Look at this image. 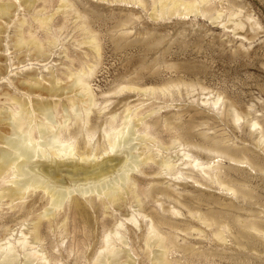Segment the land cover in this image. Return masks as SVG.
I'll list each match as a JSON object with an SVG mask.
<instances>
[{"label": "rangeland", "instance_id": "1", "mask_svg": "<svg viewBox=\"0 0 264 264\" xmlns=\"http://www.w3.org/2000/svg\"><path fill=\"white\" fill-rule=\"evenodd\" d=\"M22 1L20 6L15 3L12 17L3 22L0 78L33 75L43 83L51 74L65 85L71 81L69 72L92 68L84 77L95 100L91 118L111 112L119 126L124 115L137 112L130 122L134 134L129 142L137 150L131 148V152L168 159L181 173L174 178L151 163L140 167L143 173L129 172L143 198L144 213L156 210L163 215L174 227L160 230L190 249L171 250L168 260L172 264H264V239L245 227L250 223L264 229V0H178L173 9L162 10L158 0ZM187 2L192 8L185 7ZM41 17L47 20L45 25L38 21ZM18 19L21 37L27 42L20 49L14 46ZM90 37L93 45L88 43ZM29 41L43 45L45 53L38 54ZM0 83L16 94L41 92L22 82L18 91L4 79ZM129 85L142 89H120ZM164 87L170 91H158ZM77 92L73 88L71 93ZM60 99L65 103L63 96ZM59 102L57 120L65 116ZM8 128L0 124V129ZM97 139L101 141V131L92 139L96 149ZM192 158L209 162L218 181L188 165ZM153 187L152 199L144 198ZM160 189L180 194L179 203L157 196ZM123 198L120 210L98 217L94 207L99 198L73 192L57 212L67 232L50 230L46 224L40 229L41 250L51 257V264H87L99 246L102 221L111 227L131 212L134 204L126 194ZM23 199L18 210L0 199V239L7 226L15 236L20 224L26 226L49 207L37 190ZM73 199L87 210L85 219L71 216ZM188 209L199 216L213 214L225 225L222 241L215 240L211 228L189 215ZM24 211L25 222L19 217ZM139 222L140 229L126 222L127 243L138 254L132 255L135 264H150L146 251L137 248L144 228V221L139 218Z\"/></svg>", "mask_w": 264, "mask_h": 264}, {"label": "bare ground", "instance_id": "2", "mask_svg": "<svg viewBox=\"0 0 264 264\" xmlns=\"http://www.w3.org/2000/svg\"><path fill=\"white\" fill-rule=\"evenodd\" d=\"M20 1L0 0V34L4 27V19L12 17L15 3L18 2L20 6ZM28 1L30 3L32 0H23L22 3ZM158 2L160 10L173 9L179 3L178 0H169L168 3L164 0H158ZM185 7L192 8V5L187 2ZM38 21L45 25L47 20L41 17ZM17 23L14 46L20 49L21 45L27 42L21 37V19H18ZM36 42L29 41V45L37 46V53L43 55L45 48ZM88 43L94 44L92 37ZM1 70L0 64V76H2ZM91 72L92 68L87 71L79 69L78 72H69L68 79L71 81L65 85H61L58 78H54L51 74L46 84H44L46 81L42 83L33 75H23V79L18 80L12 79V76L0 78V81L6 80L9 82L8 85L17 91L21 82L31 85L33 90H41L37 93H32L31 90L30 94L29 92L16 94L11 92L6 84L0 83V96L3 98L5 96V100L1 101L0 98V124L9 127L7 131L0 129V199H5V202L11 206L10 209L17 207L18 210L25 194L37 190L46 198L47 202L45 201L44 204H49L38 218L28 220L26 226L20 224L15 236H13L14 230L7 226L3 238L0 239V264H31L33 260H37L36 264H51V257L41 250L40 229L43 224H46V228L50 230L56 228L61 234L67 232L66 223L64 220L57 219V212L65 202L70 200L73 192L81 197H86V194L91 196L92 193L98 197L100 202L94 207L98 217L109 211L120 210L125 194L134 204L130 205L131 212L123 221L116 220L111 227L106 226L105 221H102L99 226L102 228L99 246L95 247L90 258H87V264H135L136 261L132 255L137 257L138 254L134 251L133 244L127 243L128 236L125 230L130 229L125 227V224L129 222L140 229L141 225H137L139 218L144 221V228L140 233L137 248L139 252L146 251L150 264H172L167 257V253L171 250L190 252L187 246L176 244L174 237L160 230L162 226L174 227L166 222L163 215L156 210H151L148 214L144 213L143 198L137 190L136 180L129 174L133 171L143 173L140 167L150 163L156 164L161 171L174 178H179L181 173L168 159H155L154 154L150 152L135 154L131 152V148L137 150L135 145L129 144L134 134V128L130 122L137 112H128L124 115L119 126L116 125V115L111 112L103 114V117L98 115L95 119L91 118L89 112L91 107L95 106V100L89 84L84 80V77L89 76ZM129 86L120 87V89H142ZM73 88H77L78 92L72 94ZM147 90L158 89L148 88ZM158 91L164 93L169 92L170 89L164 87ZM61 96L65 99V103H61ZM58 102L65 112V116H61L64 118V120L61 118L62 121L57 120ZM97 131H101V141L97 139L99 147L96 149L97 146L95 147L92 139ZM146 135L143 132V137ZM143 137L139 140L150 141L149 138ZM87 145L88 148H86ZM127 146L129 147L126 148ZM143 146L149 151L147 144ZM184 156L189 158L190 155L185 152ZM188 165L206 177L214 179L215 182L218 181L216 173L210 172L212 165L209 162L202 163L192 158ZM154 189L155 187L146 190L143 197L152 199ZM223 189L235 193L233 188L224 187ZM155 194L177 203L181 197L180 194L174 195L173 191L168 189H160ZM182 201L187 199L182 198ZM159 207L162 209L161 205ZM69 210L71 216L86 218L87 210L78 199L71 201ZM30 212L32 213V210ZM188 214L196 217L204 226L210 227L215 240L222 241L226 226L220 225V221L213 214L199 216L191 209H188ZM19 217L25 222L26 212H22ZM41 218H46L45 222ZM245 227L253 230L257 237L264 239V229L250 223ZM76 250H78L77 247Z\"/></svg>", "mask_w": 264, "mask_h": 264}]
</instances>
